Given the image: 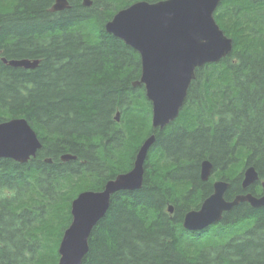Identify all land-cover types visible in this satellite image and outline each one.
I'll use <instances>...</instances> for the list:
<instances>
[{
	"label": "trees",
	"instance_id": "16d2710c",
	"mask_svg": "<svg viewBox=\"0 0 264 264\" xmlns=\"http://www.w3.org/2000/svg\"><path fill=\"white\" fill-rule=\"evenodd\" d=\"M134 1L68 0L52 12L54 0H0V122L25 117L42 143L25 163L0 158V193L20 195L0 196V264H55L71 201L131 169L152 133L141 187L111 195L82 264H264V206L241 202L201 231L182 226L214 179L229 181L226 199L262 192L264 0L221 1L214 17L233 49L195 69L178 116L163 129L151 125L144 86L133 85L138 52L104 27ZM2 57L39 63L13 67ZM65 153L76 158L62 161ZM203 159L213 164L207 181ZM248 165L259 180L243 189Z\"/></svg>",
	"mask_w": 264,
	"mask_h": 264
},
{
	"label": "water",
	"instance_id": "95a60500",
	"mask_svg": "<svg viewBox=\"0 0 264 264\" xmlns=\"http://www.w3.org/2000/svg\"><path fill=\"white\" fill-rule=\"evenodd\" d=\"M222 0H136L116 11L107 20L105 30L120 38L140 55L141 72L133 85H143L151 102V125L163 129L179 114L188 87L195 77V69L205 63L216 62L233 49V39L220 27L214 12ZM90 6L92 0H82ZM69 7L68 0H54L50 11ZM2 61L13 67L32 69L38 59L6 58ZM115 119L119 120V112ZM155 141L152 133L144 139L135 155L131 169L118 173L106 181L101 190H83L72 201L70 224L64 229L55 264H82L88 251V237L94 225L106 213L111 195L120 190H136L142 185L144 161L148 149ZM42 143L25 117H13L0 122V158L20 163L36 155ZM62 161L74 160L75 155L65 153ZM50 161V159H47ZM213 172L209 159L200 162V179L207 181ZM259 180L253 165L243 171L241 185L248 188ZM262 192L238 193L226 199L229 181L216 179L212 192L198 208L186 211L182 226L188 231H201L221 221L223 213L241 202L252 207L264 206V179ZM173 211V206H168Z\"/></svg>",
	"mask_w": 264,
	"mask_h": 264
},
{
	"label": "flooded vegetation",
	"instance_id": "af4514ba",
	"mask_svg": "<svg viewBox=\"0 0 264 264\" xmlns=\"http://www.w3.org/2000/svg\"><path fill=\"white\" fill-rule=\"evenodd\" d=\"M53 4V3H52ZM69 8V7H68ZM60 11H62V10H60ZM53 12H58V11H53ZM139 54V53H138ZM140 56V55H139ZM217 179H219V178H217ZM216 179H214L213 181H212V183L215 181ZM103 188H104V186H103ZM102 188V189H103ZM99 190H101V189H99ZM0 196L3 198V199H7V200H9V202L11 201V200H13V201H15L17 198H19V193H18V191H15L14 189H4V191L3 192H1L0 193ZM30 206V205H29ZM31 207H32V205L29 207V209L31 210Z\"/></svg>",
	"mask_w": 264,
	"mask_h": 264
},
{
	"label": "rangeland",
	"instance_id": "374dc122",
	"mask_svg": "<svg viewBox=\"0 0 264 264\" xmlns=\"http://www.w3.org/2000/svg\"><path fill=\"white\" fill-rule=\"evenodd\" d=\"M11 1H12V0H11ZM8 5H9V3H8ZM85 25H86V26H85L84 28H83V26H81V24H80V25H76V27H77V26H78V27L81 26V27H82L83 29H85L86 31H90V30H92V24H91L90 22L85 23ZM83 180L85 181V179H83ZM86 185H87V183H84V184H83V186H86ZM226 229H227V228H225L224 231H225ZM217 232H218V231H216V232H214V233L216 234ZM215 234H214V235H215Z\"/></svg>",
	"mask_w": 264,
	"mask_h": 264
},
{
	"label": "bare ground",
	"instance_id": "6f19581e",
	"mask_svg": "<svg viewBox=\"0 0 264 264\" xmlns=\"http://www.w3.org/2000/svg\"><path fill=\"white\" fill-rule=\"evenodd\" d=\"M138 52V51H137Z\"/></svg>",
	"mask_w": 264,
	"mask_h": 264
}]
</instances>
